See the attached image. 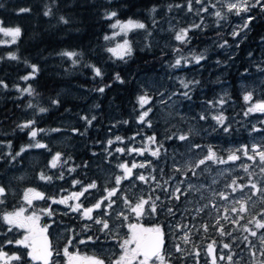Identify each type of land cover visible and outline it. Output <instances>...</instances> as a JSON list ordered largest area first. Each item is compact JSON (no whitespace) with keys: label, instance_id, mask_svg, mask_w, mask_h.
<instances>
[{"label":"trees","instance_id":"16d2710c","mask_svg":"<svg viewBox=\"0 0 264 264\" xmlns=\"http://www.w3.org/2000/svg\"><path fill=\"white\" fill-rule=\"evenodd\" d=\"M185 1L0 0L1 22L6 26H19L22 29V34L15 43H0V80L8 86L6 89L0 87V142L4 144L10 142L12 151H19L21 146L30 143L29 130L20 131L17 128V125L22 124L21 121L25 119L22 114L28 113L30 110L27 107L29 103L36 105L37 110L33 117L36 120L35 126L45 130L38 134L37 140L44 144H47L48 141L46 132L52 128L61 113H68V119H71L72 114L69 113L78 109L76 106L83 107L80 109L83 110L82 113L86 106L91 110L98 108L97 113L89 114V118L95 116L96 119L91 126L82 124L81 133L84 134L82 137L75 134L72 139L84 142L85 152L94 157L91 146H94V143L102 144L105 130H108V126H110L107 122L108 113L113 111L125 121L129 119L127 117L129 112L131 118L138 117L139 106H137L136 97L140 92L136 82L137 76L147 72H159L165 62L171 61L175 55L187 47L195 49V53L202 49L210 51V54L205 55L206 59L196 66L200 68L201 73L196 74L194 66L186 67V78H190L188 81L199 82L190 84L188 89L190 99L195 105L199 99H203L205 102H214L217 97H225L226 100L222 107L227 117L226 125L229 127V132L226 133L216 127L211 129L210 139L215 141V137L219 135V137L221 136L220 141L224 145L233 142L248 143L249 136L251 138L254 133L250 131L253 126H260L259 133L264 135V123H261L264 121V114L245 115L247 106L243 100L244 93L240 91L238 84L240 81L250 79V76L259 75L262 72L260 69H264V43L261 42V37H264V14H261L259 9L253 10L252 15L257 16L258 19L252 24L246 37H243L239 47L234 49L231 59L220 54L217 50L221 40L229 42L233 39L227 34V26L224 27V30L208 27L203 30L193 29L189 32V36L192 37L190 42L179 43L174 49L148 44L145 40L147 34L141 30L144 36L140 39L132 38L133 55L127 58V62L117 59L106 51L108 46L104 36L112 29L109 25L113 22V20L103 18L106 11H116L118 19L132 18L142 21L147 25L148 31H154L160 21L165 20L170 16V13H173V10L177 8L175 5H181ZM170 5L172 7L169 10ZM153 6L157 9L155 13L150 12ZM22 7L30 8L31 11L18 14V10ZM48 8H51L52 15L46 17L43 13ZM232 15L234 14H228L229 17ZM61 16L68 21L67 24L60 22ZM153 19L155 24H153ZM180 45H184L183 48H180ZM62 51L82 53V56L78 58L80 62L73 65L67 57L59 55ZM9 54H15L18 59H8ZM215 56L223 59V67H221L223 64L216 65ZM31 64L37 65L39 72L34 79L24 81L21 77L31 72V68L28 66ZM87 64L100 67L104 73L103 79L94 78L92 69L85 66ZM117 72L125 80V83L121 84L113 80ZM217 73L221 76L217 77ZM108 84L111 87L106 88L104 93L95 90ZM29 85L36 94L30 96L17 91L18 87L23 89ZM70 85L79 87L91 96V102L87 100L88 97H85L79 104L57 95L60 87H69ZM224 87H227V95L220 96ZM260 90L264 95V81L260 85ZM53 100H57L58 104H53ZM48 106H51V109ZM39 107H46L48 111L39 113ZM70 110L72 111L70 112ZM253 120L256 121L255 125H251ZM12 122L16 123L11 125ZM138 126L143 128L140 123ZM125 129L132 132L134 130L133 122L130 121L128 126L125 124ZM165 129H163L162 136L157 130L154 133L157 134L158 142H162L168 147L173 139L170 140L167 137L172 136L173 131ZM142 130L146 133L152 132L150 128H143L140 131ZM192 137L195 138V136ZM34 150L44 151L43 149L37 150V148ZM224 152L219 151L218 155L224 154ZM47 155L45 151V156ZM6 156L11 158L12 154H6ZM146 158L151 159L152 162L148 168L150 173L154 177L157 176L158 172L154 170L155 158L152 156ZM162 159L165 166L164 171L169 173L168 177L170 178L175 170L166 167L164 156ZM38 177H34V180L42 184ZM87 180L89 182L91 178ZM156 180L158 181L157 178ZM15 184L24 185L20 181H16ZM37 207L41 208V206ZM39 208H36V211L39 212ZM248 226L254 227L253 225Z\"/></svg>","mask_w":264,"mask_h":264},{"label":"rangeland","instance_id":"374dc122","mask_svg":"<svg viewBox=\"0 0 264 264\" xmlns=\"http://www.w3.org/2000/svg\"><path fill=\"white\" fill-rule=\"evenodd\" d=\"M205 4H216V8H209V13L223 9V0H219V2L218 0H205ZM187 5L188 0H186L185 3L181 4L180 8H176L175 10H173V13H170V16H168L165 20H162L157 24L156 29L154 31H150V36L147 34V32H144L147 34V37L145 39L146 42L154 46L174 49L176 45L180 43L179 41H176L174 39L175 32L178 31L180 28H189L193 24H200L201 28H199L198 30H203L206 27L224 30V27L227 26V34L231 36L233 28L237 24L242 23L240 18L235 15H232L231 17L228 16L227 21H220L218 23L217 18L214 15L199 11L201 9V4H197L193 0V11L191 12L188 11ZM223 10L226 11V9ZM128 19L119 20L122 22H126ZM2 26L16 27L6 26L3 23ZM119 31V28L111 29L106 35L111 36L113 32ZM143 36L144 35L142 34L141 30H133L128 32L127 36H124L123 34L117 35L113 39L106 41V43L108 47H115L117 44L122 43L124 39H128L132 46V38L140 39ZM232 38L233 37L231 36V39ZM242 39L243 38L239 40V44ZM11 40V37L4 36L3 33H0V43L9 44L11 43ZM224 41L225 40H221V43H223ZM236 43L237 41L232 39L228 42L227 47L221 48L217 46V50L220 54H224V56L231 59L232 54L234 53V49L236 48ZM183 46L184 45H180L179 47L183 48ZM194 50L195 49H191L188 47L184 48L183 51L175 55L171 61L169 60L168 62H165L159 72H147L137 76L136 82L140 92L139 95L147 93L148 96L152 97L151 103L145 106L146 108H152V111L149 113V117L147 118L151 121L152 126H141L143 128L152 129V132L146 133L144 130H142L141 132L131 134L125 132L121 128L116 131V127L112 125L116 123H122L123 120L118 118L114 112L108 113L107 122H109L110 124V130L106 129L105 134L103 135V141L101 144V147H103L102 153H96L94 155V158L101 159L104 165H100L98 167H91L93 171L92 173L89 171L87 172L85 169L81 168L80 174L83 178L85 177L86 179L91 178L96 180L101 190L105 186H114L115 175H122V170L119 169L117 165L120 163H127L129 166H131L132 163H146L148 161L146 157H150V152L158 146V144H150L147 138L153 135H155L157 138V134H155L154 131L165 128V130L176 129L174 130L176 131V136H179L181 134L188 135L189 133H198L199 137L203 138L202 141L204 142L199 141L193 143L189 139L186 141L173 139V141H171L172 143L170 146L165 147L163 145V148L160 150L161 155L165 157L166 167H168L169 169H174L175 166L183 169L182 172H178L179 174H181V176L182 173L188 170V167H191L194 162H198L200 158H203V156L207 153L209 147L212 148V150L217 154L218 157L227 159V156L231 152H235L237 149H240L244 145H248L250 148L252 144L264 143V135H261L259 133L260 131H252L253 128L250 129V131L254 133L251 138L249 136L248 143L233 142L229 143L228 145H224L220 141L221 136L219 137V135L215 137V141H212V139H210L211 129L219 127V129L223 130V127L227 126V117L225 115L223 107L219 104L213 107L210 102H205L203 99H199L197 105H195V103L191 99L181 95L185 91L188 92L189 89H185L181 84V80H183L184 82H188V80H190V78H186L185 75L186 67L188 65L194 67L197 66V64H195L193 60V57L200 54H203L204 56L210 54V51L207 49H202L198 53H195ZM181 57L184 58L182 60V64H184L185 61H188L187 66L175 69L171 68L170 65L174 64L175 60ZM214 59L216 65H219L217 61H222V63H220L223 64L221 65V67L224 66V62L221 57L215 56ZM196 71V74L201 73L200 68L198 67H196ZM220 76L221 75L217 73V77ZM250 77V79L243 80L238 83L240 91H242L244 95L246 94V92L253 93V101L246 102L247 108L250 106V103L264 100V95L261 94L260 90V85L264 81V72H261L259 75H256L254 77ZM225 93H227V87H224L219 95L221 96ZM57 95L62 97L64 96L66 98L77 97L78 99H81L82 97L86 96L88 97L87 100L91 102V96L86 94V92H84L79 87H73L72 85H70L69 87H60L59 94ZM169 97H171V99H169ZM219 99L220 98L217 97L214 102ZM36 110V107L30 108L27 118L23 119L21 123H24L28 120H33L34 113ZM143 110L144 109L139 108V113ZM221 114L226 118L224 125L218 124L217 121L213 119V117ZM256 114L261 115L264 113H251L249 115L255 116ZM201 115H205L207 118L201 120L199 119ZM63 121L64 125L68 126V128L64 127V125L62 126L61 122L59 121L57 125L60 126H54L50 128L48 132H46L47 138L51 141V144L54 145L53 147L55 149L57 148L55 146L60 147L63 142H68L72 145L70 141V137L72 136L71 133H73L72 129L76 128L80 131V127L77 125L80 122L79 114L77 118L71 120L66 119ZM134 123L138 125L137 118H134ZM255 123L256 121L253 120L251 122V125H255ZM255 127L261 129L260 126ZM36 128L39 129V127ZM52 129H59V131H51ZM137 133H139V135H137ZM117 136L121 137L123 142L116 141L115 138ZM132 137H135V139H131ZM110 139L113 141V144L111 146H109L107 143ZM202 143L208 144L207 148L203 147ZM193 144H198L201 147L199 149H192L190 151V146ZM73 147L77 146L74 145ZM116 148H147L148 151L145 152L143 156H141L136 153H119L115 151ZM34 149L35 148H30L26 152L21 154L27 156L30 159V163H37L38 159L41 158L39 154H45V151L46 154L47 152H49V150L47 149H43L44 151H41L39 149H37L39 151H35ZM0 151H4L8 155H14L18 150L12 151L11 146L9 147V143L4 144L0 142ZM109 151L112 153L111 156L108 155ZM165 151L167 154H165ZM217 151L225 152L224 154L221 153V155H218ZM50 152L51 154H48L46 157H52V155L55 154V152L51 151V149ZM238 154L241 156V159L235 162L229 161L225 164H219L208 161L205 165H202L200 168L196 169L197 175H194L188 180H183L185 181L183 183L185 187V189H183L184 195H181L180 199L178 200L179 204L181 205V208H173L175 212L174 216L169 215L165 210L159 215H144L143 217L137 218L133 213L127 210L126 206L124 207V209H122L121 203H123V201L118 200L115 215L112 216V210H110L109 212L111 213V217L115 218V220H119L117 218V214L121 211L128 215L130 219L126 221L124 220L125 227L121 226L122 220L120 219V224L112 225L113 233L108 234V237L100 236L101 240L99 242H87L82 244L81 246L76 245L74 253L72 252L73 248H68L69 254L72 253V255H76L82 258L102 257L105 259L106 264H111V261L113 259L117 258L119 255L122 254V249L119 247V244L124 238H127V235L129 234L127 225L129 223H135L146 228L153 227L156 225L161 226L165 232L166 238L165 253L172 254L173 250H175V246L179 244L181 248L184 249L183 253H178V255L181 257L179 259L181 263H183L185 255L188 254V264H211V262L204 257V247L202 246V244H205L208 241H215V245L218 246L220 249V254L223 253V255L225 256L231 254L233 257V260L231 262H229L227 259L219 260L218 258L217 264H258L259 260L264 259V256H261L259 252V249L264 246L260 244V240L257 237L249 236L248 241H245L243 238L244 236H247L248 233L243 231L242 225H246L247 221L252 219V216L256 213L264 211V195L258 193L256 196H253L252 200L248 203L249 213L244 215V219L240 221V224H233L231 220L233 217L236 216V213L231 212V208L236 207L238 209L239 205L236 203V201L240 199H245V194L250 195L251 190L249 188H245L244 193H241L239 190L236 193H232L231 189L227 188L226 185L230 184L233 179H236L238 184L247 185L249 184V174H251V180L253 182H256L259 187L261 184H264V173L260 172V165L258 160L254 163L253 161L248 160L242 152ZM105 161H107L108 163H106ZM245 164L249 165V172L247 173L242 167V165ZM148 168L149 166L145 168H136L133 169V173L144 174L146 177H154L150 173V170ZM199 171H201L203 175L198 174ZM58 177L59 176L55 178L56 181H59ZM155 177L157 178V176ZM182 177L184 178V176ZM17 179L18 181L24 183V187L20 191L17 189L16 185L14 186V184L9 183L7 189L9 195H11L12 197L16 196L17 198L23 199V194L28 188H34L40 192H42L43 190V188H38V186L40 185L43 187V181L42 184L36 182L34 180L35 178L30 179L29 176L24 172L18 174ZM3 181L5 182V179H3ZM28 181H31V184L28 183ZM157 182H159L161 186L164 185L163 187L167 186L166 182H164L163 184L161 181H157L156 179H149L147 183L135 179L124 180L122 181L121 195L129 197L133 201L137 200L140 196H144L145 198L152 196L153 199L155 198V196H159L161 198V201L163 202V206L165 207V209L167 207L172 208L171 204H174V199H169L168 195H165V192L162 191L161 187H157ZM189 184L193 185L194 189H189V191L186 193V188L189 187ZM178 185L179 184L176 185V179L170 181L168 184V186L170 187V191H172ZM195 189H198V191ZM219 192H224L226 195L229 196V199H220L218 195ZM18 194H20V196H18ZM42 202V200H35V202L33 201V203H35L34 212H37L39 214V212L36 211V208H39L37 206H41L42 208ZM20 206L25 207V215H30L33 212V206L29 207L26 203L20 204L15 210H18ZM255 208L256 210L254 211ZM197 209L202 210L197 211ZM225 215L229 216V220L226 221L223 219ZM104 218L107 219V217ZM257 219H259V216H257ZM217 220H219L220 224L223 225L224 229L227 232L231 233V236H221L219 234V242L214 239L212 234L213 230L216 228L215 225L217 223ZM178 224H189L190 228L193 227L194 231L198 230L199 224H208L209 229L207 231V234H204L203 231L201 232L202 235L199 239L195 241L192 239L189 241V243L185 244L183 243V240L179 238L182 235L183 230H179L178 236H175L173 233L175 227ZM120 228H123V230L119 231ZM257 231L258 233L264 232V230ZM88 236L90 235H86L84 239L86 240ZM224 243H228L230 245V248L225 249L223 247ZM249 243H253L256 246L255 249H252V251L256 252L255 261L253 260L250 249L248 247ZM196 252H199L198 256L195 255ZM53 257L54 256H52V258ZM172 258L175 257H171V255L167 257L168 264H172ZM195 258L197 260L196 262ZM35 264H40V262L35 261ZM51 264L57 263L55 262V260H53Z\"/></svg>","mask_w":264,"mask_h":264},{"label":"snow or ice","instance_id":"6c2138e0","mask_svg":"<svg viewBox=\"0 0 264 264\" xmlns=\"http://www.w3.org/2000/svg\"><path fill=\"white\" fill-rule=\"evenodd\" d=\"M195 3L201 4V9L199 11L209 13V8H216V4H205V0H194ZM219 2V0H218ZM193 0H188V11H193L192 8ZM171 5L169 6V10L171 9ZM175 7L180 8L181 5H175ZM223 9H226L224 11ZM223 9L222 10H216L214 12L209 13L210 15H214L217 18V22L220 21H227L228 20V14H234L235 16L239 17L242 23L237 24L232 32L231 36L234 40L237 41L236 47H239V40L243 37H246V34L248 31L251 30L252 24L258 19L257 16L252 15L253 10L259 9V12L261 14H264V0H223ZM31 9L27 7H22L18 10V14H24L30 12ZM157 11L156 7L153 6L150 9L151 13H155ZM44 16H50L52 15L51 8H48L43 13ZM117 17L116 11H106L104 13V19L106 20H114L113 23H111L109 26L112 29L119 28V32H113L111 36L105 35L104 40L108 41L113 39L117 35L123 34L124 36H127L128 32L133 30H144L147 32V34L150 36L151 32L148 31L147 25L139 20H134L132 18H129L126 22H122L119 19H115ZM60 22L67 24L68 21L61 16ZM153 24H155V20L153 19ZM201 28L200 24H193L189 28H180L178 31L174 34V39L176 41H179L181 44H187L190 42L191 37L189 36V32L193 29H199ZM0 33H3L4 36L11 37V43H15L18 38H20L22 34V29L19 26L16 27H4L2 26V22H0ZM261 42L264 43V37H261ZM228 46V41H224L223 43L219 44V47L225 48ZM147 47V45H146ZM106 51L110 53L112 56L116 57L117 59L127 62V58H130L133 55V48L131 46V43L128 39H124L122 43L117 44L115 47H108L106 48ZM62 57H67L69 60L72 61L73 65H76L80 62L78 59L82 56V53L77 51H62L59 53ZM249 56H251V53H249ZM8 59L11 60H17L18 57L15 54H9ZM184 58L181 57L179 59L175 60L174 64H171L170 67L180 68L187 66L188 61H185L184 64H182V60ZM206 59V57L203 54L196 55L193 57V60L195 64L199 65L202 60ZM218 64L222 63V61H217ZM31 68V72L27 75L21 77L22 80L28 81L30 79H34L39 72V68L35 64L28 65ZM86 67H89L92 69V72L95 77L103 79L104 73L100 67H97L93 64H87ZM247 71V70H245ZM260 71L264 72V69H260ZM113 80L116 82H119L121 84L125 83V80L121 77V75L117 72ZM193 83H199L198 81H188L184 82L181 80V84L185 89L189 88L190 84ZM0 87L7 88L8 86L0 80ZM111 87L110 84L104 85L103 87H99L95 89L96 91L100 93H104L105 89ZM17 91H20L21 94L27 93L28 95H34L35 90L29 85L26 88L20 89L17 88ZM175 95V94H173ZM181 95H183L186 98L190 99L189 93L187 91L183 92ZM227 94L225 93V96ZM171 99V97H169ZM243 100L245 102H252L253 101V93L252 92H246V94L243 96ZM152 101V97L148 96L147 93L140 94L136 97V102L139 105L140 109H144L141 111L137 117V122L141 125H147L148 127H151V121L147 118L149 117V113L152 111L151 107H145L146 105H149ZM226 102L225 97H221L219 100L215 102H210L213 107H215L217 104L223 105ZM53 104H58L57 100L52 101ZM28 108H35L36 105L29 103L27 105ZM48 109L46 107H39L38 112L39 113H46ZM251 113H264V100H260L254 103H250V106L247 108V111L245 112V115H249ZM207 117L205 115H201L199 119L204 120ZM82 120L86 122L88 126H91L93 121L96 119L95 116H92L91 118H88L87 116H82ZM217 121L218 124L224 125L225 117L221 115H217L213 117ZM123 123H128V121H124ZM261 123H264L262 121ZM36 120H28L22 124H18L17 128L20 131H24L25 129H28V136L30 139V143L27 145L21 146L19 151H17L14 155H12V160H15L17 157L21 156L22 153L26 152L30 148H37V149H48V145L41 143L37 140V136L39 133L45 132L44 129H37L35 127ZM51 131H59V129H52ZM224 132H229V127L224 126L223 127ZM252 131L258 132L261 131V129L256 128L253 126ZM73 134H80L83 135L84 133H80L79 129L73 128L72 129ZM139 135V133H137ZM116 141H122V138L117 136ZM131 139H135V137H132ZM167 139H178L180 141H186L189 139V136L186 134H181L179 136H176L175 133H173L172 136L167 137ZM148 142L150 144H158V146L150 152V155L152 157H159L161 152L160 150L163 148V144L159 143L157 141V138L155 135L149 136L147 138ZM108 145L111 146L113 144V141L110 139L108 140ZM11 146V143L9 142V147ZM201 146L198 144H193L190 146V151L192 149H199ZM107 151V149H106ZM116 152L119 153H125V154H131L136 153L138 155L143 156L145 152L148 151L147 148H116ZM242 152L243 155L250 161H253L254 163L259 162L260 165V172L264 173V143L260 144H252L249 148L248 145L242 146L240 149H237L235 152H231L227 159H223L221 157H218L217 154L212 150V148H208L207 153L203 156V158H200L198 162H194L191 167H188V171H191L193 175H197L196 169L200 168L202 165H205L206 162L211 161L212 163H219V164H225L229 161L235 162L237 160L241 159V156L238 154ZM251 153V154H250ZM2 155V154H0ZM11 155V154H9ZM95 155V153H94ZM108 155L111 156L112 153L109 151ZM62 161V154L59 152H56L54 155H52V158L49 162V167L56 168L58 163H61ZM63 163H67V161H63ZM152 162L147 161L146 163H132L131 166H129L127 163H120L117 165L119 169L122 170V175H115L114 177V186L108 187L105 186L103 188V192L106 193V195H101L99 199H96L94 204H91V206L85 207V201L88 200L89 196L92 195V191L95 190L96 192H100V186L98 185L96 180L91 181L87 185H85L80 180H73V187L75 188L77 185H79L80 190L74 191L70 195L63 196L60 198H57L55 196H46L44 193L37 191L34 188H28L25 190L23 194V200L24 202L29 206H33V201L35 200H44V201H51L50 204H48L47 207L41 208L39 210V214L37 212H32L30 215H25L26 209L24 206H20L18 210L12 211V212H4L0 213V230L4 229L6 227V231L2 232L3 235H7V233L15 232L19 229L24 230V234L22 238L19 239H5L3 241H0V264H28L29 261H39L40 264H50V258L53 256L54 251L53 247L48 239V227L44 226L41 227L39 225L40 217L41 215H46L49 217H52L54 215V210L52 209L53 204H59V205H65L69 212L76 213L78 217L81 220L91 221L92 224L100 225V227L97 229L98 232L104 233L106 236L110 233H113V228L110 225L109 219H105L104 217H111V213L109 212V209H112L113 205L116 204L117 200H122L124 205L126 206L127 210L131 213H133L137 218L143 217L144 215H159L163 211H167L169 215L174 216L175 212L173 208L165 207L163 206V202L161 201V198L159 196H155L153 199L152 196H149L145 198L144 196H140L137 200L133 201L127 196H122V181L129 180V179H135L139 180L141 182L147 183L149 179L155 180V177H146L144 174H134L133 169L136 168H145L148 166H151ZM87 167V164L84 165ZM244 168V171L247 173L249 172V165H242ZM174 170L176 172H182L183 169L179 167L174 166ZM75 171V168H70L69 172ZM39 180L44 181L46 183H50L53 180V176L47 175L44 172H41L39 174ZM59 179H64V173L61 172ZM185 181L181 180L180 184H183ZM157 187H161L162 191L168 194L169 199H176L179 200L181 195H184V192L182 191L181 187L178 185L175 187L172 191H169L168 188L162 187L159 182H157ZM227 188L231 189L232 193H236L238 190L241 193H244L245 188H249L251 190V194H245V199L237 200L236 203L239 205V208L236 207L231 208V212L236 213V216L232 218L231 222L233 224H240V221L244 219V215L249 213L248 203L252 200L253 196H256L258 193L261 195H264V184H261L259 187L256 182H253L251 180V174H249V184H238L236 179H233L230 184L226 185ZM190 189H194V186L189 184ZM198 191V189H195ZM177 193L179 195H177ZM220 199L222 200H228L229 196L226 195L224 192L218 193ZM6 196V189L3 186H0V198H3ZM83 197V200L81 199ZM115 198V199H113ZM69 201H74V203H69ZM159 202V203H158ZM4 200L0 199V204H3ZM202 209H197V211H201ZM227 211V210H226ZM94 213H97V215H94ZM68 213H65L67 215ZM257 216H259V219H257ZM118 219L122 220H129L130 217L126 215L123 211L117 214ZM224 220H229V216L225 215L223 217ZM55 221H53L54 223ZM248 225H254V229L248 227ZM217 227V231H219V234L221 236H231L230 232H227L223 225L220 224L219 220H217V223L215 225ZM84 229L87 230L91 227L89 224H85ZM129 234L127 235V238H124L122 242H120L119 247L122 249V254L119 255L117 258L113 259L111 261V264H168L167 257L170 256V253H165V247H166V241H165V232L162 229L161 226L156 225L153 227H142L135 223H129L127 225ZM181 230L183 228L187 227L186 225L179 226ZM243 231L248 233L247 236H244V240L248 241L249 236L251 237H257L260 240V244L264 246V232L258 233L257 230H264V211H261L259 213H256L252 216V219L247 221L246 225H242ZM203 231L207 232L209 229L208 224L202 225ZM101 240L100 236L92 237L88 236L87 239H81L79 240V243H87V242H99ZM190 241V237L187 233L183 236V243L187 244ZM69 244L73 243V239H69ZM214 244L209 243L207 245V253L209 256L212 257L211 264H217V256L214 254ZM8 246H18L19 249L26 250L25 251H17L9 254V252L4 250V247ZM223 247L225 249H229L230 245L228 243H224ZM251 255L253 257V260L255 261L256 252L252 251V249H255V244L249 243L248 245ZM175 250L178 253H183L184 249L181 248L179 244L175 246ZM260 255L264 256V247H261L259 249ZM58 254V253H57ZM64 256L68 258L67 264H106V261L102 257H79L76 255H70L68 251V247L66 246L63 250ZM195 255H199V252H196ZM227 259L229 262L233 260V257L231 254L220 255L219 260H225ZM258 264H264V259L259 260Z\"/></svg>","mask_w":264,"mask_h":264},{"label":"flooded vegetation","instance_id":"af4514ba","mask_svg":"<svg viewBox=\"0 0 264 264\" xmlns=\"http://www.w3.org/2000/svg\"><path fill=\"white\" fill-rule=\"evenodd\" d=\"M87 94V93H86ZM64 97V96H63ZM86 96L82 97L81 99H78L77 97L74 98H70V97H64L66 99L72 100V101H76L80 104V101L83 100V98H85ZM49 109H51V106H48ZM95 107V106H94ZM76 108L78 109H74L72 113V117L71 119L77 118L78 114L80 115V122L79 124H77L80 127V133H81V125H85L86 122L84 120L81 119L82 116H87L89 118V114H95L97 113L98 108L95 110H91L89 107H84V113L83 107L81 106H76ZM72 110H70L71 112ZM113 112V111H112ZM29 113V112H28ZM28 113L26 112L25 114H22L23 118H27ZM115 113V112H114ZM117 115V113H115ZM66 115L67 117L64 118L63 116ZM118 117V116H117ZM129 119H127L126 121H128V123H126V125L128 126L130 124V121L133 122V129L132 132L130 130L125 129V123H123L125 120H123L122 118H120L122 121V123H116L112 126L114 127H118L115 128V130L117 131L119 128L123 129L125 132L131 133V134H135L136 132H141V128L134 123V118L130 117V112L128 113ZM68 113L63 112V114L61 113L60 117H58V119L55 121V123L53 124L52 127L54 126H60L57 125V123L60 121L61 125H64V121L68 119ZM63 119V120H62ZM70 119V120H71ZM16 123V122H15ZM14 122H12L11 125L15 124ZM64 127L68 128L66 125H64ZM108 130H110V126H108ZM176 129H173V133H175L176 131H174ZM158 133L160 134V136L163 135V129L161 130H157ZM71 133V132H69ZM173 133L171 135H173ZM71 137H70V141L72 143V145L68 142H63L61 144L60 147H57L56 149L53 147L54 145L51 144V141L48 139L47 141V145H48V149H51V151L59 152V153H63L62 154V161L61 163L57 164L56 168H51L49 167V162L51 160L52 157H46L45 154H39V156L41 158L38 159L37 163H30V159L27 156H22L21 159H18V157L15 160H12V157L9 158L8 156H6V153L4 151H0V186L5 187L6 189V196L0 199L4 200L3 204H0V213H4V212H12L14 211L20 204L25 203L23 201L22 198H17L16 196L12 197L11 195H9L8 193V189L7 186L9 185V183L14 184V186H17V189L21 191V189H23L24 185L18 186L17 184H15L16 181H18L17 179V175L20 174L21 172L26 173L29 178H34L39 176V174L41 172L46 173L47 175H51L53 176V180L50 183H46L43 181V187L40 185L38 186V188H43L42 193H44L46 196H55L57 198L63 197V196H67L70 195L72 192L74 191H79V185H77L75 188L73 187V180H80L82 181L85 185H87L90 181H93L94 179H91L89 182L88 180L84 177L81 176L80 174V169L83 168L89 172H93L91 167H98L100 165H104L101 159H95L93 156H90L87 152H85V148H83L85 146L84 142H80L78 141V139H72V137L75 135L73 133H71ZM79 137H82V135L80 134H76ZM189 140L193 143V142H204L202 141L203 138L199 137V134L196 133H189ZM192 136H195V138H193ZM77 137V136H76ZM172 143V142H171ZM170 143V145H171ZM77 146V147H73V146ZM100 145V146H99ZM165 146V145H164ZM202 146L207 148L208 144L206 143H202ZM63 147V148H61ZM88 147V146H87ZM167 147V146H165ZM61 150H60V149ZM69 148V149H68ZM102 148L101 144H97L94 143V146H91V149L93 150V152L96 154H101L102 153ZM36 151V150H35ZM219 152V151H217ZM47 154H51V152L49 151ZM165 154L166 151H165ZM219 154V153H218ZM155 159V171L158 172L157 178L158 181H161L163 184L164 182L167 183V186L165 188H168L170 191V187L168 186L170 181H173L176 179V185L179 184V186L181 187L182 191L183 189H185L184 184H180L181 180H188L191 177H193V173L191 171H184L182 173V176H184V178L181 176V174H179L178 172H174L172 177H168V172L164 171V162L162 159V156L160 154L159 157H154ZM69 159V160H68ZM21 160V161H20ZM151 159H149L148 161H150ZM63 161H67V163H63ZM106 163H108L107 161H105ZM5 163V164H4ZM87 164V167H85L84 165ZM90 166V167H89ZM75 168V171L69 172L70 168ZM67 168V169H66ZM174 170V169H173ZM63 172L64 173V179H59V181H56L55 178L57 176L60 175V173ZM200 175H203L201 171H199ZM5 179V182L2 180ZM28 183L31 184V181H28ZM164 185H162L163 187ZM177 187V186H176ZM189 187L186 188V193L189 191ZM20 193V192H19ZM101 195H106V193L103 192V189L100 192H96L95 190L92 191V195L89 196L88 200L85 201V207L91 206V204H94L96 199H99L101 197ZM166 195H168L166 193ZM177 195H179L177 193ZM18 196H20V194H18ZM185 197V196H184ZM83 200V197L81 198ZM115 199V198H113ZM185 199V198H184ZM20 201V203H19ZM42 208L47 207L48 204L51 203V201H44L42 200ZM174 204H171L172 208L177 209V207L180 209L181 205L179 204V201L174 199ZM22 202V203H21ZM35 202V201H34ZM69 203H74V201H69ZM118 204V200L116 202V204L113 205L112 209V216L115 215V211H116V207ZM122 209H124L125 205L124 203H121ZM52 209L54 210V215L52 217L46 216V215H42V220L39 221V225H41V227L44 226H49L48 227V239L53 247V258H50V264L52 263L53 260H55V262L57 264H67L68 262V258L66 256H64L63 254V250L64 248L67 246L68 248H73L72 252L74 253L75 251V247L76 245H82L81 243H79V240L84 239L86 235H90L92 237H96V236H106L104 233H99L97 231V229L100 227V225H95L92 224L91 221H86V220H81L78 215L76 213H71L69 212L68 208L65 205H59V204H53L52 205ZM35 210V203H33V212ZM65 213H68L67 215H65ZM94 215H97V213H94ZM107 219H109L110 225L112 226L113 224H120V219L119 220H115V218L112 217H107ZM122 220V219H121ZM53 221H55L53 223ZM121 226L125 227L124 224V220L121 221ZM85 224H89L91 225V227L87 230L84 229V225ZM182 225H186L187 227L183 228V233L182 235L179 237L181 238V240H183V236L185 233L188 234V236L190 237V240H197L200 238V236L202 235L201 232H203V228L202 225L204 224H199L198 230L194 231L193 227L190 228L189 224H178L173 233L175 236L179 235V230L180 227ZM123 228H120L119 231H122ZM6 231V227L2 230H0V241H3L5 239H19L22 238L23 234H24V230L23 229H19L15 232L12 233H7V235H3L2 232ZM207 234V232H204V234ZM234 233V232H233ZM214 239H216L219 242L220 236H219V231H217V227L213 230L212 232ZM108 237V235L106 236ZM110 237V236H109ZM73 239V243L69 244L68 241L69 239ZM213 241V240H211ZM89 243H93V242H89ZM209 243H213V242H206L205 244H202V246L204 247L203 253H204V257L208 260V261H212V257L208 255L207 253V245ZM84 244V243H83ZM69 245V246H68ZM81 248V247H80ZM4 250L9 252V254L13 253V252H17V251H25L26 250H22L19 249L18 246H8L6 245L4 247ZM214 254L217 256V261L220 255H223V253H219L220 249L218 246H216L214 244ZM58 253V254H57ZM70 255H72V253H70ZM189 255H185L184 259H183V263L180 262V256L178 255V252H176L175 250H173L171 257H175L172 258V264H188L189 261ZM203 258V259H205ZM196 258H195V262H196ZM28 264H35V262L33 261H29Z\"/></svg>","mask_w":264,"mask_h":264}]
</instances>
